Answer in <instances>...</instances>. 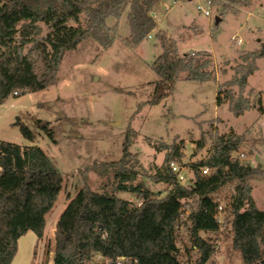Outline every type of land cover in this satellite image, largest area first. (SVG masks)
<instances>
[{"label":"trees","instance_id":"16d2710c","mask_svg":"<svg viewBox=\"0 0 264 264\" xmlns=\"http://www.w3.org/2000/svg\"><path fill=\"white\" fill-rule=\"evenodd\" d=\"M160 1L0 0V102L15 91H42L54 84L63 53L83 40L92 38L108 47L118 35V18L127 4L130 35L123 41L127 47L135 48L155 28L153 9ZM226 1L240 6L251 2ZM110 16L116 19L113 26L106 24ZM38 22L49 31L35 38ZM156 35L162 52L151 62L157 77L151 103L171 93L181 72L190 81L214 79L207 51L180 54L169 34ZM28 44V51L24 52ZM256 55L254 51L244 53L242 61L233 67L232 78L224 83L228 88H217L216 104L227 103L235 116L254 106L264 113V96H259L253 105L243 95L247 78L256 68ZM233 86L238 88L237 93ZM33 123L54 140L49 121L34 118ZM15 124L25 139L34 141L35 134L27 124L19 119ZM132 133L128 131L124 138L121 158L108 165L116 166V191L127 192L133 199L115 191L80 188L55 224L52 264H97V256L102 260L124 257L128 264H184L178 247L184 239L181 227L186 228L189 249L198 253L194 264H206L216 253L212 234L219 230L222 221L228 227L231 248L238 254L240 264H264V210L256 206L249 183L253 177H263L264 170L233 155L244 145L264 144V137L258 140L250 131L208 136L212 143L205 154L188 163L192 178L187 186L170 166L172 162L183 164V144L164 145L167 152L152 179L169 188L159 195L142 182L126 184L135 179L136 173L129 166ZM194 144L195 153L205 147L204 133ZM204 168H208L207 173H203ZM62 183V175L42 148L0 140V264H11L17 240L25 232L42 237L45 217L54 206ZM229 183L233 184V193L221 208V201L214 194ZM187 204L189 212L182 219Z\"/></svg>","mask_w":264,"mask_h":264},{"label":"rangeland","instance_id":"374dc122","mask_svg":"<svg viewBox=\"0 0 264 264\" xmlns=\"http://www.w3.org/2000/svg\"><path fill=\"white\" fill-rule=\"evenodd\" d=\"M197 5L207 7L206 0H161L153 9L155 28L149 32V37L147 35L131 49L123 41L130 35L127 4L118 18V35L108 47H102L92 38L83 40L63 53L54 84L42 91H18V95L11 94L0 102V140L39 146L63 178L59 196L45 217L42 237L37 238L32 231L20 236L11 264H52L55 224L80 188L115 191L126 199H133L127 192L116 191V166L108 165L121 158L122 143L128 131L133 132L129 166L136 173L135 179L126 184L142 182L159 195L169 188L168 184L152 179L167 152L164 145L183 144L185 155L179 170L184 177L182 183L187 186L192 178L188 163L205 154L212 143L208 136L250 131L258 140L264 137V113H260L257 106L235 116L227 103L216 104L217 88H228L224 83L232 78L233 67L250 51L257 53L256 68L247 78L243 95L248 96L253 105L259 96H264V0H251L247 6L212 0L209 16L199 12ZM216 16L220 18L218 23H215ZM115 22L114 17L106 18L108 26ZM36 25L39 30L35 38L49 31L41 22ZM157 32L169 34L180 54L207 51L214 79L190 81L181 72L171 93L151 103L157 79L151 62L162 52ZM232 36L241 42L232 41ZM29 46H25L24 52ZM232 89L237 93L236 86ZM34 118L50 122L54 140L35 126ZM18 119L35 134L34 141L21 135L15 124ZM202 133L206 145L195 153L194 141ZM233 155L264 170V144L244 145ZM249 183L256 206L264 210V176L253 177ZM232 193L233 184L229 183L214 194L220 199L221 208ZM189 208L187 204L182 219ZM217 216L222 221V213ZM180 235L184 238L178 243L181 260L184 264H194L198 253L189 249L185 227L180 228ZM212 239L216 253L206 264H240L223 221ZM96 261L103 264L99 256Z\"/></svg>","mask_w":264,"mask_h":264},{"label":"built area","instance_id":"2783aa9c","mask_svg":"<svg viewBox=\"0 0 264 264\" xmlns=\"http://www.w3.org/2000/svg\"><path fill=\"white\" fill-rule=\"evenodd\" d=\"M206 4L207 7H203L202 5H197L196 9L201 12L204 16H209L210 12H209V5L212 4V0H206ZM149 37V35H148ZM232 41H235L237 44H239L241 42L240 39H236L234 36L231 37ZM14 95H18V92H13ZM240 156H244L243 154H241ZM171 169L177 173V177L178 179L183 182L184 181V177L180 172V167L178 165H176L175 163H170ZM208 168H204L203 169V173H207ZM220 209V207H219ZM103 264H128V260L124 257H118L115 260H111V259H103Z\"/></svg>","mask_w":264,"mask_h":264},{"label":"water","instance_id":"95a60500","mask_svg":"<svg viewBox=\"0 0 264 264\" xmlns=\"http://www.w3.org/2000/svg\"><path fill=\"white\" fill-rule=\"evenodd\" d=\"M220 18L218 16L215 17V23H218Z\"/></svg>","mask_w":264,"mask_h":264},{"label":"crops","instance_id":"0c3cea01","mask_svg":"<svg viewBox=\"0 0 264 264\" xmlns=\"http://www.w3.org/2000/svg\"><path fill=\"white\" fill-rule=\"evenodd\" d=\"M253 198V197H252ZM255 202V201H254ZM256 204V203H255Z\"/></svg>","mask_w":264,"mask_h":264}]
</instances>
